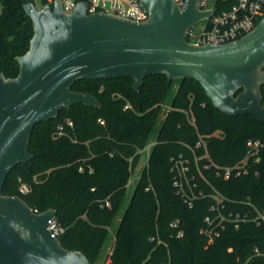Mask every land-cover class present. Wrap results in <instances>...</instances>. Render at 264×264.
<instances>
[{
    "label": "trees",
    "instance_id": "trees-1",
    "mask_svg": "<svg viewBox=\"0 0 264 264\" xmlns=\"http://www.w3.org/2000/svg\"><path fill=\"white\" fill-rule=\"evenodd\" d=\"M26 2L0 0V71L8 77L19 73L16 57L29 49L34 33ZM134 82L131 76L78 80L73 89L93 93L101 107L77 103L37 124L29 147L33 158L11 171L3 193L21 195L37 212L55 208L62 244L84 252L92 264H242L253 246L264 247V223L229 224L212 243L200 230L214 216V205L243 212L251 200L264 208V148L248 173L228 179L214 165L205 167L208 159L196 162L195 155L207 148L215 164L232 166L246 156L249 139L264 141V121L224 113L195 79L168 81L155 74L139 90ZM152 138L150 157L129 196L140 149ZM198 141L205 145L198 147ZM180 157L189 160L191 185L184 186L192 203L175 185L174 159ZM21 181L29 192L19 191ZM175 220L179 227L171 225Z\"/></svg>",
    "mask_w": 264,
    "mask_h": 264
},
{
    "label": "water",
    "instance_id": "water-1",
    "mask_svg": "<svg viewBox=\"0 0 264 264\" xmlns=\"http://www.w3.org/2000/svg\"><path fill=\"white\" fill-rule=\"evenodd\" d=\"M140 2L149 13L143 21L89 13L85 0L71 13L58 0L24 4L34 27L29 49L16 57V76L0 71V264H92L50 228L55 208L37 212L21 195L3 193L11 171L33 158L29 147L37 124L77 103L101 107L93 93L73 89L78 80L131 76L139 90L155 74L168 81L195 79L224 113L264 121V16L235 41L196 44L187 39L188 30L215 9L201 10L198 0L185 6L176 0Z\"/></svg>",
    "mask_w": 264,
    "mask_h": 264
},
{
    "label": "built area",
    "instance_id": "built-area-1",
    "mask_svg": "<svg viewBox=\"0 0 264 264\" xmlns=\"http://www.w3.org/2000/svg\"><path fill=\"white\" fill-rule=\"evenodd\" d=\"M37 0H35L36 2ZM45 0H42V3ZM57 0H46V3L53 4ZM61 2L63 10L67 13L73 12L80 0H58ZM181 6H185L188 0H176ZM89 13L107 12L116 14L123 18L133 21H143L148 19L149 13L142 6L140 0H85ZM45 3V4H46ZM44 5V4H42ZM198 7L204 11H212L210 16H207L197 22L195 27L188 30L187 39L196 44H222L235 41L244 35L251 32L264 16V0H198ZM200 22H203L200 27ZM264 104V93H263ZM166 109L169 107L165 106ZM101 123L105 121L100 119ZM70 125L73 124L71 120L68 121ZM221 131L215 132V135H220ZM155 141H150L144 148L140 149L142 154H145V161L150 157L151 149ZM205 145L203 141H198L197 146ZM247 154L246 156L232 166L221 167L215 164L209 155L206 148L203 155H195V161L198 162L202 159H208L205 167L214 165L217 169L218 175L228 179L233 175L246 174L250 170V162L260 161L262 157V150L264 148V141L261 139H249L247 141ZM174 169L176 170L175 185L179 187V191L188 202L192 203L188 191L184 186V182L189 186L191 172L189 160L180 157L174 159ZM132 182L130 179L129 184ZM21 193L30 191V185L27 182L21 181ZM149 189V187H147ZM203 195V192L200 193ZM106 205L110 206L107 201ZM247 210L241 211H225V204L214 205L211 210L215 212L214 216L208 215L205 219L206 225L201 228L200 232L208 237L209 243L219 237L227 225L231 224L239 228L244 222H253L256 225L264 223V208H260L251 200L246 201ZM180 221L175 220L171 223L173 227H179ZM50 228L52 231L59 235L64 229L58 225L55 218L50 220ZM181 229L178 230V236H182ZM255 258L264 259V247L255 245L252 247L247 258L242 264H251Z\"/></svg>",
    "mask_w": 264,
    "mask_h": 264
},
{
    "label": "rangeland",
    "instance_id": "rangeland-1",
    "mask_svg": "<svg viewBox=\"0 0 264 264\" xmlns=\"http://www.w3.org/2000/svg\"><path fill=\"white\" fill-rule=\"evenodd\" d=\"M36 4L38 5V7H41L42 6V0H37L36 1ZM1 11H2V6L0 5V13H1ZM202 24H203V22H200V27H202ZM177 85V84H176ZM154 138H152V140H153ZM145 154H142V158H141V161H140V163L138 164V167L136 168V172H134L133 174H132V176H131V180H132V182L130 183V186H129V190H128V192H129V196L131 195V193H132V191H133V189H134V187H135V184H136V181H137V179H138V177H139V173H140V171L143 169V167H144V165H145V161H144V159H145ZM20 186H21V182L19 183V185H18V189L20 188ZM19 191H20V189H19ZM129 196H128V198H127V200H126V203H125V205L124 206H126L127 204H128V202H129ZM122 213V212H121ZM112 244H113V239H112V241L110 242V245L106 248V250L104 251V254H103V258L105 259L106 257H107V255L109 254V252L112 250Z\"/></svg>",
    "mask_w": 264,
    "mask_h": 264
},
{
    "label": "crops",
    "instance_id": "crops-1",
    "mask_svg": "<svg viewBox=\"0 0 264 264\" xmlns=\"http://www.w3.org/2000/svg\"><path fill=\"white\" fill-rule=\"evenodd\" d=\"M111 252V251H110Z\"/></svg>",
    "mask_w": 264,
    "mask_h": 264
}]
</instances>
